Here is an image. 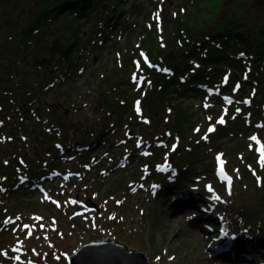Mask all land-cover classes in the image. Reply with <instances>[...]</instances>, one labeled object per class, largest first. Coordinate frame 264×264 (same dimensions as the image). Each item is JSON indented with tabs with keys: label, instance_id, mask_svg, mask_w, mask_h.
Here are the masks:
<instances>
[{
	"label": "rangeland",
	"instance_id": "rangeland-1",
	"mask_svg": "<svg viewBox=\"0 0 264 264\" xmlns=\"http://www.w3.org/2000/svg\"><path fill=\"white\" fill-rule=\"evenodd\" d=\"M45 1L0 0V264H66L81 244L107 237L144 252L150 264H264V247L250 248L264 240L258 230L264 209L256 204L264 173V100L254 102L264 96L242 81L237 65L214 71L220 79L235 78L226 92L205 86L206 92H174L172 99L160 90L163 78L173 76L170 62L177 52L171 48L180 27L203 22L206 28L239 13L247 14L244 24L258 23L264 0H99L84 17L75 19L76 12L66 9L36 25L26 48L20 47V35L28 32L23 28ZM183 75L181 80L189 76ZM108 90L116 100L111 106L104 97ZM229 90L241 98L224 96ZM253 107L261 113L249 112ZM180 111L196 120L182 138L172 131ZM106 121L103 138H94ZM39 128L46 145L34 136ZM195 143L193 156L180 161L185 145ZM45 147L60 150L51 160L56 164L38 157ZM69 154L75 157L68 160ZM165 159L186 165L179 180L163 172ZM27 162L43 170L31 188L22 189L19 174L25 176ZM56 169L57 176L41 178ZM11 171L19 181L9 178ZM246 175L255 186L253 179L245 185L234 180ZM230 179L233 192L255 196L258 207L234 197L215 206L226 221L224 232L236 236L234 255L220 258L212 253L223 222L207 209L217 194L226 198ZM161 181L169 190L154 187ZM194 183L198 193L189 197L195 203L189 214L181 201L173 202L177 192L169 191ZM206 192L212 201L203 200ZM203 201L206 217L198 207ZM91 202L99 210L87 207ZM251 251L255 260L245 259Z\"/></svg>",
	"mask_w": 264,
	"mask_h": 264
},
{
	"label": "trees",
	"instance_id": "trees-1",
	"mask_svg": "<svg viewBox=\"0 0 264 264\" xmlns=\"http://www.w3.org/2000/svg\"><path fill=\"white\" fill-rule=\"evenodd\" d=\"M98 1L99 0H46L44 4L45 5L44 10L39 11L36 19L30 25L25 26L23 28L28 32H23L24 33L23 37L20 35V39H19L20 47L21 45H24V48H26L28 39L33 36V32L37 31V26H39L40 24L41 26L45 24L47 21H49L52 18L53 15L54 17H56L57 15L60 14L61 11L69 9L70 12H76L75 19H78L80 17H84L94 6H97ZM193 1L192 4L194 3ZM112 7L114 8V5H112ZM116 11L117 13H119L121 10L116 9ZM246 15L247 14L239 13L234 16L222 18L220 21L215 22L214 24H211L210 27H206V28L203 25V22L188 27L187 30L180 27L184 32L182 30L181 32H178L177 35L178 40L175 41V43L172 46L173 48H171V49H175L173 51L177 52L175 53V56H173L170 62V69L172 70L173 76L170 75L167 79L163 78V82L160 83L162 85L160 90H162L167 97L172 99H177V97L173 96L174 92L175 93L179 92L181 95L184 94V91L185 92L190 91L194 94H196L197 92H206L204 88L205 86H208L209 88L221 89V91L226 92L227 91L226 89L228 88L232 89L231 86L233 85L234 81H236L235 78H231V79L228 78L222 81V79H220L217 73H214V71L216 70L220 71L221 68H227L228 66L237 65L241 69L240 73L244 71L243 76L245 78L242 79V81H245V83L249 84V87L256 88L257 91H260V95L262 94L264 96V18L262 17V19H260L261 21H258V23H254V24H252L249 21V24L246 25L243 23V21H241L243 20V17L245 18ZM198 18L201 20L204 19L203 17H198ZM103 19H105V16L101 20L105 22ZM109 20L110 19H108L107 21ZM244 25L245 28H243ZM34 26H36V29H34ZM71 44L72 43H69V45ZM22 49L23 48H21V51ZM67 57L69 56H64V58ZM241 58H247V59L242 60ZM248 63H250V66ZM227 70H231V69L227 68ZM183 74L185 75L187 74L189 76H185V79L181 80L180 77ZM108 81L113 83L117 82V81H113L111 78H109ZM13 90L15 91V88ZM111 91L112 90H108L106 91V93H104V97L107 100H109L110 106L112 105L113 102L116 101L110 98ZM229 91L230 92H227L228 93L227 96L232 98H241L235 96L233 90H229ZM263 100L264 97L261 98V100H257L254 102H256V105L259 106L262 105ZM122 101L124 103L127 102L128 104V101L126 100H122ZM117 106L118 105L110 107L111 112H113ZM251 111L252 112L254 111L256 116L259 113H261V110L257 107H253L252 109L249 110V112ZM25 114H27L26 116H28L27 109L25 110ZM107 121L105 124H99V127H101V129L98 131V133L96 132L94 138H98V139L103 138L102 137L104 134L103 130L106 127V126L104 127L103 125H106ZM195 121L196 120H193L191 115L188 114V112L181 113L180 111L176 114V120L173 123L174 126L172 131L181 138L182 136L185 137V134H187V131L189 129L188 124L191 125ZM172 131L170 132L172 133ZM222 131L223 130L221 129L218 133L221 134ZM34 136L36 137L37 142H40L41 145L47 144V142H45L46 140L42 139L43 134H41L40 128L38 131H36V135L34 134ZM24 141L22 140L23 143ZM97 142L99 141L97 140L94 143ZM63 143L65 147L67 146L68 142H63ZM197 146L198 145H196V143L194 145L193 144H188L187 146L185 145V148L182 150L184 151V153L181 155L180 161L186 163L187 157L190 156L188 154H191L193 156ZM91 147L92 146H89L87 150L91 149ZM59 152L60 150L57 148L53 151L49 147L48 148L45 147L37 155L38 157H41L43 160H45L47 159L46 156H51L54 158L57 156V154H59ZM84 158L88 160L87 155ZM12 160L13 159L11 158L9 159L10 165H5L6 169H8L11 166V164L13 163ZM15 160L17 161V158ZM19 160L20 159L18 157V162ZM51 163L56 164L55 161L50 162V164ZM178 163L179 161L178 162L175 161V164L177 166H179ZM185 166L186 165L180 167L182 169ZM40 167L41 165L32 162V164L28 169V173H30V175L32 176L33 175L37 176L39 175L40 170L41 171L43 170V168L40 169ZM15 175H16L15 172L11 171L9 178L16 179L18 181ZM243 177L244 179H239V180L237 179V180L244 181L243 184L245 185L247 184V182H250L251 179H253L254 181L253 185L255 186L254 183H256V181L254 180V178H250L247 175ZM262 177H263L262 184L261 185L259 184L261 186L262 196L259 195L257 198L260 199L261 202H258L257 200L256 204L260 205L264 209V173ZM9 188L10 186H8L6 190H8ZM7 193L8 191L6 193L4 192V194ZM230 197L236 198L239 201L240 205L249 203L248 205L250 207L256 208L257 206L255 203L254 204L252 203L254 200H256L255 196L254 199H251L249 197L245 198L246 196L244 195V193H241L240 190L239 191L235 190ZM260 223L263 225V228L261 224L258 226L259 227L258 230L261 233L264 232V216L261 217ZM257 240L258 242L251 243L255 245L250 248L254 249L255 247H258L257 249H259L264 247L263 238L259 237L257 238ZM242 246H244V244H242Z\"/></svg>",
	"mask_w": 264,
	"mask_h": 264
},
{
	"label": "water",
	"instance_id": "water-1",
	"mask_svg": "<svg viewBox=\"0 0 264 264\" xmlns=\"http://www.w3.org/2000/svg\"><path fill=\"white\" fill-rule=\"evenodd\" d=\"M66 264H150V262L144 252L129 248L124 242L108 237L81 244L69 255Z\"/></svg>",
	"mask_w": 264,
	"mask_h": 264
},
{
	"label": "bare ground",
	"instance_id": "bare-ground-1",
	"mask_svg": "<svg viewBox=\"0 0 264 264\" xmlns=\"http://www.w3.org/2000/svg\"><path fill=\"white\" fill-rule=\"evenodd\" d=\"M210 213L212 215H214L215 217H217L218 221H222V222L224 221V219L221 216L219 218V215H218L219 213L217 212V209H215L212 206L210 207ZM214 216H212V218H214ZM225 229H223V231H222V235H221L220 239L218 240L217 245L215 246L216 248L214 247L215 250L213 249L212 256H216V257L221 258L222 256L227 257L228 255H230L229 247L232 243V240H233L232 236H233L234 232H232V234L229 235V233L224 232ZM248 255H249L248 258H245V259H251L250 256L253 254H248ZM236 256L237 255H235V257ZM235 257L232 256V258H235ZM254 257H256V256H254ZM253 260H255V258H253Z\"/></svg>",
	"mask_w": 264,
	"mask_h": 264
},
{
	"label": "snow or ice",
	"instance_id": "snow-or-ice-1",
	"mask_svg": "<svg viewBox=\"0 0 264 264\" xmlns=\"http://www.w3.org/2000/svg\"><path fill=\"white\" fill-rule=\"evenodd\" d=\"M243 55V54H242ZM239 111V110H238ZM220 123H224L223 118H221V120L219 121ZM214 129H209V131H213ZM206 138V137H205ZM252 139H255V137H253ZM261 153L264 154V148H261ZM262 163H264V155H262ZM73 203H75V201H73ZM39 219V218H38ZM9 221H5V223H8ZM24 227H28L27 225H25ZM31 233H29L30 235ZM6 254V253H5ZM16 259H19V257H17ZM157 259H159V257H157Z\"/></svg>",
	"mask_w": 264,
	"mask_h": 264
},
{
	"label": "flooded vegetation",
	"instance_id": "flooded-vegetation-1",
	"mask_svg": "<svg viewBox=\"0 0 264 264\" xmlns=\"http://www.w3.org/2000/svg\"><path fill=\"white\" fill-rule=\"evenodd\" d=\"M169 190V189H168Z\"/></svg>",
	"mask_w": 264,
	"mask_h": 264
}]
</instances>
